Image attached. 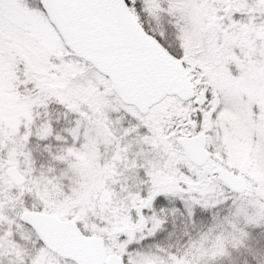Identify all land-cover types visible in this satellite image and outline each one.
<instances>
[{
  "label": "snow or ice",
  "instance_id": "1",
  "mask_svg": "<svg viewBox=\"0 0 264 264\" xmlns=\"http://www.w3.org/2000/svg\"><path fill=\"white\" fill-rule=\"evenodd\" d=\"M0 264H264V0H0Z\"/></svg>",
  "mask_w": 264,
  "mask_h": 264
}]
</instances>
